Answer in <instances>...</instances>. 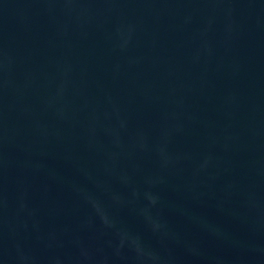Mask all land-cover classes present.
<instances>
[{
    "label": "water",
    "instance_id": "obj_1",
    "mask_svg": "<svg viewBox=\"0 0 264 264\" xmlns=\"http://www.w3.org/2000/svg\"><path fill=\"white\" fill-rule=\"evenodd\" d=\"M0 264H264V0H0Z\"/></svg>",
    "mask_w": 264,
    "mask_h": 264
}]
</instances>
